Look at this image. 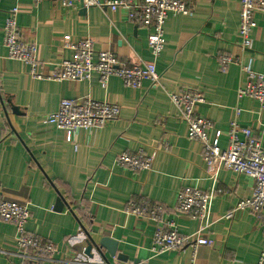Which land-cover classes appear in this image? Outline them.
<instances>
[{
  "label": "crops",
  "instance_id": "obj_1",
  "mask_svg": "<svg viewBox=\"0 0 264 264\" xmlns=\"http://www.w3.org/2000/svg\"><path fill=\"white\" fill-rule=\"evenodd\" d=\"M181 1L191 13L171 15L165 24V46L156 62L160 85L145 81L131 89L112 77L104 89L96 76L89 82L33 79L24 64L7 58L3 27L17 7L20 37L36 44L46 73L55 63L74 58L66 44L88 39L96 51L112 52L121 61H153L148 29L132 24L126 10L0 0V198L28 204L26 230L57 246L54 261L43 264H257L264 248L262 226L248 211L225 219L241 199L252 195L253 179L223 168L207 169L202 145L188 139L187 123L169 94L193 90L203 95L204 103L195 111L214 123L223 150L239 109V124L253 129L264 149V107L252 98L238 99L247 74L240 64L226 71L219 65V57L227 54L264 75V17H255L253 44L244 50L240 0ZM86 97L120 106L121 116L102 128L79 130L76 143H69L45 117L58 111L62 99ZM140 149L153 157L150 170L137 173L117 163L122 153ZM185 187L222 191L211 207L207 236L213 244L195 254L187 248L154 256L155 225L127 215V203L163 205L167 219L189 236L199 223L175 214L177 195ZM59 197L64 201L60 211ZM17 237L14 225L0 222V264H20ZM103 237L118 242L117 254L93 248L87 255L92 241L98 244Z\"/></svg>",
  "mask_w": 264,
  "mask_h": 264
},
{
  "label": "built area",
  "instance_id": "obj_2",
  "mask_svg": "<svg viewBox=\"0 0 264 264\" xmlns=\"http://www.w3.org/2000/svg\"><path fill=\"white\" fill-rule=\"evenodd\" d=\"M58 2L63 8L82 5L84 8L99 7L113 12L124 9L128 20L137 27L148 29V48L153 61H121L114 53L96 51L91 39L71 42L66 47L74 52L72 60H61L46 73L45 63L37 58L35 43L24 42L19 34L17 7L12 8L3 27V46L7 58L16 60L28 68L29 75L35 80L80 81L89 82L98 77L102 88L106 89L112 77L120 78L127 88L139 89L145 81L155 87L160 85V75L156 62L165 46V24L171 15H189L190 8L181 0H34ZM264 17V0H240V46L248 50L253 44V34L257 25L255 17ZM240 64L247 74L246 84L239 88L238 99L252 98L264 107V75L249 70L231 55H221L219 65L226 71L230 65ZM172 103L179 110V117L187 123L188 139L199 142L203 147V161L207 169L230 170L245 175L254 181L252 195L241 199L236 207L225 215L231 220L238 211H248L262 226L264 238V149L256 139L253 129L239 124L240 110L231 121L226 132L228 145L222 149L219 144L220 132L212 121L198 115L196 107L204 103L203 95L198 91L185 90L178 94H169ZM121 116L120 106L108 101L92 98L77 100L62 99L58 111L45 117V123L54 125L63 132L69 143H76L79 130L99 129ZM212 133V134H211ZM117 163L133 172L148 171L152 168L153 157L142 149L133 154L122 153ZM222 191H211L185 187L179 191L176 199L175 214L199 223L192 235H182L174 220L167 219L166 208L161 204H151L146 200H130L125 208L127 215L147 220L156 227L153 236L152 253L159 256L175 251L192 249L195 254L201 246H211L213 241L207 236L212 226L211 207L215 197ZM31 218L30 206L6 201L0 198V222L16 227L15 256L20 264H43L54 261L58 248L54 243L44 241L26 226ZM257 264H264V248Z\"/></svg>",
  "mask_w": 264,
  "mask_h": 264
},
{
  "label": "water",
  "instance_id": "obj_3",
  "mask_svg": "<svg viewBox=\"0 0 264 264\" xmlns=\"http://www.w3.org/2000/svg\"><path fill=\"white\" fill-rule=\"evenodd\" d=\"M62 202H64L62 197H59L58 211H60L63 206ZM93 248L99 253H101L102 249H106L110 256L114 257L118 252V242L109 237L101 238L98 244L93 240L92 245L87 248L86 254L90 255V252L93 250ZM119 258L123 259L124 257L123 255H120Z\"/></svg>",
  "mask_w": 264,
  "mask_h": 264
}]
</instances>
